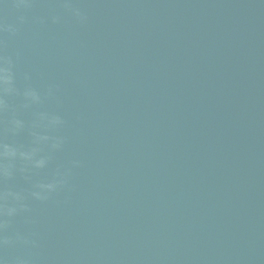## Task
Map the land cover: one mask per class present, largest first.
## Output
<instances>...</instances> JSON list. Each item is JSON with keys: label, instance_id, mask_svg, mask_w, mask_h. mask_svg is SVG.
Returning <instances> with one entry per match:
<instances>
[{"label": "water", "instance_id": "1", "mask_svg": "<svg viewBox=\"0 0 264 264\" xmlns=\"http://www.w3.org/2000/svg\"><path fill=\"white\" fill-rule=\"evenodd\" d=\"M0 264H264V0H0Z\"/></svg>", "mask_w": 264, "mask_h": 264}]
</instances>
